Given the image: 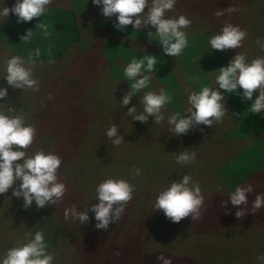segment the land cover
Returning <instances> with one entry per match:
<instances>
[{"label":"rangeland","instance_id":"1","mask_svg":"<svg viewBox=\"0 0 264 264\" xmlns=\"http://www.w3.org/2000/svg\"><path fill=\"white\" fill-rule=\"evenodd\" d=\"M205 1L209 2L208 14H212L211 20H213V23L206 27L210 29L209 32H212L211 25H223H215L217 21L222 22V17H217L215 13L218 10L227 9L229 7L235 8L236 10L233 12L224 11V14L225 17H231L233 21L236 19V22H238L242 15V11H245V15L254 16L264 24V0ZM50 3L61 2L60 0H50ZM211 5H215V7L219 9L215 11L211 8ZM3 6L9 7L5 0H0V7ZM184 9L185 8H183V10ZM192 17L191 15L190 20L193 30L196 29L197 36L204 35L205 33H201V28L203 26L198 28V25L196 26V24L193 23ZM102 19L105 18L100 14V11H96L95 13H91L89 20L95 27ZM11 21L14 22V15L11 12L7 18H0V72H2L3 64L7 60V53L1 49H3V46L4 49H8V45L6 44L9 38L5 33L9 35L12 33ZM23 28L24 26L19 25L16 31L20 34ZM186 30L187 34H189V29L186 28ZM44 31L47 30H43V32ZM47 37L48 35H43V38L47 39ZM206 45H208L207 42L201 45L207 48L202 54L197 55L192 53V55L186 54L187 56L181 55V57L168 56L171 61L170 64L173 68V72L178 79L177 86L176 88L174 87L173 90L174 94L178 96V101L175 104L180 108V112H184L188 107L187 95L189 92L197 91L195 88H200L201 86H215L216 72L205 71L219 68L217 65L219 57L216 58L214 56L215 58H213V55H209L208 52L210 48ZM114 47L115 45H111L109 56L114 57L117 55L114 51ZM17 50L20 49L17 48ZM33 50L34 47H28L30 55H32ZM159 50L160 47L158 46L152 48L154 52ZM249 50L247 48L246 52L251 55L252 52L250 53ZM18 52L20 53V51ZM18 52L15 55L20 56ZM75 57L72 55L64 56L57 67L53 68L57 71L52 72L53 75L50 77L47 76V60L32 63L33 76L39 82V91L37 92L8 88L9 95L7 99L6 97L5 99L6 101H10V104L14 107V112L12 114H24L26 123H31L35 126L33 143L25 150L28 154L38 149L47 151L49 144L57 141V133L51 131L55 130L57 126L58 133H60V141L62 140L61 138H65L66 141L69 140L65 132L66 128L62 126L60 129V124H58V116H62L67 110L64 109V103L61 104V106L59 105L58 112L56 111L57 115L54 113L55 117L53 120L47 118V80H49L50 85V81L57 79L55 85L57 88L59 87V91H61L62 94L68 92L62 87H65L66 82H69L72 73L77 77H81L83 82L87 81L89 78L88 70L94 68L93 65L97 62L95 53L90 49L81 53L79 57ZM25 60L28 59L25 58ZM74 66L75 68H73ZM99 66L100 63H98L97 67L99 68ZM105 70L107 71V69ZM109 76L110 75H106V78ZM97 78L94 79L95 83H97ZM105 81L107 83L110 82L109 80ZM117 84L121 85V82H117ZM0 86L7 87L3 80H0ZM151 86L150 83L149 88H151ZM90 89L93 88L91 87ZM120 89L121 91L125 90L123 86L120 87ZM146 90L147 89H144L142 91ZM122 93L123 92H119L115 95H107L103 99L104 101L109 100L108 102L111 104L121 100L119 96H121ZM229 101L230 100L227 98L226 107L228 112H226L225 116L222 118L226 119L228 123L227 130L225 131L227 133L224 136V129L222 127L205 126L203 124L190 126L188 134L186 135L174 136L172 132L169 133L164 124L160 126L155 124L152 117L148 118L151 123L147 122V124L132 120L131 116L127 115V109L128 107H132V104L129 103V106L119 104L123 117L129 118L130 122L136 125L123 127L119 130L117 129V132L120 133L122 137L121 144L118 146L114 145L112 148L110 147L112 142H110L97 156L95 151L99 147L100 142L106 138L105 130L109 127L108 122L117 123L119 119L114 111V113L110 115L107 114L110 120L104 123L102 122L104 113L93 111V127L90 133H88L87 139L83 142H74L70 145H64V148L70 146L67 151L68 154H72L67 163L66 160H64L69 166V177L67 180L72 183V179H75L78 186L80 185V187H82V185H84L87 195L90 196L95 186L106 178L125 179L134 186L131 199L136 198L137 201L135 204V202L130 199L125 204L121 217L116 222L110 224L107 230H103L102 236L99 235L91 240L75 241L74 243L67 241L69 237L64 235L66 230L65 224H60V231H58V229L53 231L52 229L55 226H59V221L57 222L56 220L59 218L58 215H60V221L63 219L62 212L64 213L65 207L59 212L55 210V207L53 208L55 212L53 210H47V215L42 219H37L36 224L39 225L41 229L44 227L43 235L48 246L47 251L53 255L52 264H56V261L61 257L65 258L71 250H73V255L70 261H74V264H159V262L156 261V256L160 254L171 257L172 264H240L242 262V257H247L251 260L259 259L254 253H258V255L262 257V260L259 259L258 261L264 264V241H231L229 239L222 241L223 238L228 237V232L239 235L244 234L246 236H242V239H250V234L256 232L255 228L243 229L237 227L232 231L225 229L224 234H218L217 241H193L189 232H192L194 228L186 229L185 225L178 222H170L167 218H163L164 216L161 214H158L159 217L155 214H150L148 215L149 220L143 215H139L142 209L141 207L144 205L145 208L149 209L152 203L151 200L156 197L159 191L168 186L169 181L177 180L180 176L185 174L191 177L192 182L197 183V180L201 177L208 176V179L213 175L218 179V168H222L224 164H228L231 161L232 162L228 165L239 166V164H241L245 170V174L262 167L263 163L259 162V157L264 155V147L255 148L249 152L250 148L247 150L246 148L244 149V145H240V140L244 139L245 134H242V137H238L239 131L237 128L240 123L239 114H241L242 119L243 116L251 115V113L243 112V110L237 113L231 104L230 107H228ZM106 104L109 105L108 103ZM76 105L79 106V104ZM71 106L73 107V103ZM87 107H89L88 104ZM111 109H113V107H111ZM49 110H54V107L50 106ZM233 113H237L238 115H233ZM50 114H52V111L49 112V115ZM55 121L57 123H55ZM251 121H253V116L248 117L244 122L251 124ZM244 122L242 124H244ZM122 125H124V123ZM100 126H104L103 132L97 134ZM134 134H138V137L136 138ZM71 139L73 140V138ZM134 141H138V143L135 145L133 144ZM245 145H247V143ZM185 149L196 153L195 160L188 165L177 164L175 162L177 152L184 151ZM86 150H88V153L84 154ZM239 158H242V161H240ZM66 164L62 167L63 169ZM134 168L140 169V175H135L133 172ZM219 174L220 173H218V175ZM133 179H136L134 180L135 182ZM150 186H152L154 190H158H150ZM10 194L9 192L4 196H0V219L7 217L6 215L10 214L13 208L17 209V198L13 197L10 199L8 197ZM205 194L206 193H202L204 197L203 200H206ZM142 196L144 203L139 202V198H142ZM222 203L218 205L221 206ZM224 205L226 206V202ZM14 211L15 212L12 214L14 218L13 222L17 227L20 221L19 215L22 212L20 210ZM56 213H58V215H56ZM88 215L90 216L89 222H91L92 227H95L97 221H94L93 213L89 211ZM33 217L35 220L36 214H33ZM143 218L146 222L145 225L141 222ZM28 224L29 223L25 220L24 227ZM9 226H1L2 232ZM33 226L34 225H32V227ZM73 229L76 230V228ZM18 230L21 229L16 228L14 230V238H11L14 240L15 246L24 241V236L20 235ZM31 233L33 232H27V234ZM49 234L51 236H47ZM117 236H120V240L114 239ZM7 241H10V238ZM113 241H120L117 251L111 250V246L114 244ZM117 253L119 254L117 255ZM236 260L237 262L235 263Z\"/></svg>","mask_w":264,"mask_h":264},{"label":"trees","instance_id":"2","mask_svg":"<svg viewBox=\"0 0 264 264\" xmlns=\"http://www.w3.org/2000/svg\"><path fill=\"white\" fill-rule=\"evenodd\" d=\"M5 2L9 5V7H11L14 3V0H5ZM60 2L61 3L48 4L46 6V12L41 18L34 17L28 23H17L16 16L14 15V22L11 21L12 33L11 35L5 33L9 38L6 44L8 45V49H4L3 46V49L1 50H4L7 53V59L20 51V53L18 52V54L23 58L31 59L32 63L47 60V76L49 77L53 75L52 72L57 71L53 68L57 67L58 63L64 56L72 55L74 57L76 56L75 58H77L81 55V53L91 49L95 53L97 62L95 63V65H93L94 68L88 70L89 78L85 82L82 81L81 77H77L76 75H74V73L71 74L69 82H66V86L62 87L68 91L67 93L64 92L62 94V92L59 91V87L57 88V86L55 85V81L57 79H53L52 81H50V85L49 80H47L49 98H47V118L53 120V118L55 117L54 113L55 115H57L56 111L58 112L59 105L61 106V104L63 103L64 109H67L66 112L62 114V116H58V124H60V129L62 128V126L66 128L65 132L69 137V140L66 141L65 138H61L62 140L60 141V133H58L57 126L55 127V130H51L52 132L55 131L57 133V141L49 144V147H47V151H51L61 158L62 163L60 168L57 170V176L60 181L65 183L66 191L63 197L55 204L47 205L41 209H37L35 207V204L33 203L32 207L25 210L21 207L22 201L20 199H16V202H18L16 203L17 209L13 208L10 214L6 215L7 217L0 219L1 255H3V253L8 248L15 246V242L11 238H14V230L16 228L21 229L18 231L20 232V235L24 236V238L27 232L32 231L34 233L36 231H41L43 233L44 227L41 229L39 225L36 224V221L37 219H42L43 217H45L47 215V210H53V208L55 207V210L59 212L64 207L71 208L73 205H75L77 211H80L81 209L88 207L92 203H95V191H93L92 195L88 196L84 185H82V187H80V185L78 186V183L76 184L77 181L75 179H72V183L67 180L69 177V166L66 163L68 159L71 158L72 154L69 153V155L67 151L70 146L64 148V145H70L74 142H83L87 139L88 133H90L93 127V111H100L101 113H104V117L102 118V122L104 123L110 120L107 114L110 115L115 111V114H117L119 121L117 123H111L109 121L108 125L111 126L113 124L117 127L118 130L123 127H131L132 125H136L135 123L130 122L129 118L123 117L122 110L119 107V104H121V100L109 104V100L104 101L103 99L107 95H115L119 92H123L121 94V96L123 97L126 92H128L129 82H127L122 76V71L123 67L133 56L139 58L140 56L146 54V52L148 54L156 56V71L151 74L152 79L150 80L152 86L151 88H147L146 91H158L159 89L163 88L171 96L170 102L167 103L162 109L165 117L174 112H180V108H178L175 104L178 101V96L174 94L173 90L174 87L176 88L177 86L178 79L173 72L169 57L165 56L162 53L161 48L157 52L152 51L153 47L160 46L155 41L151 43L148 41V29L145 28L141 30H133L132 26L128 25L123 32L117 31L113 27V24L115 23L114 17L111 20L106 18L102 19L94 27L90 23V15L91 13L99 11V8L93 5L91 3V0H60ZM208 5L209 2H206L205 0H176L174 9L166 12V16L171 17L183 14L190 19L192 15L193 23H195L196 26L198 25V28H200V26H205L204 28H201V33H205L202 36H197L195 31L196 29L193 30L192 28V23L187 27L190 31L189 34H187V30L184 29L188 38V47H186L178 57H181V55L187 56L186 54L192 55V53L197 55L202 54V52H204L207 48L201 45H204V42H207V39L209 35L212 34V32L216 33L220 30L221 26L211 25L212 32H209L210 29L206 28L209 24L213 23V20H211L212 14H208ZM183 8L185 9L183 10ZM211 8L215 11L219 9L216 8L215 5H211ZM244 12L245 11H242V15L239 18L238 22H236V19H234L233 21L231 17H225V14L223 13V15H221L222 22L217 21L215 24L221 25L224 23H232L233 25L239 26L242 30H246L247 32V35L241 41V46L237 49L225 50L223 52L216 50H212L211 52V49L209 50L208 53L209 55H213V58L219 57V62L217 63L219 67L222 65H226L228 60L232 56H234L236 52L245 54L246 59L249 61L258 56L264 57V51H262L260 49V46L256 43L257 39H259L260 43L264 44V24L254 16L252 17L250 15H245ZM39 24L45 25V28H40L38 26ZM19 25L24 26L20 34L18 33V31H16ZM25 29L32 30L33 34L28 41H20V36L25 32ZM43 30L48 31L47 39L43 38ZM111 45H115L114 51L117 55L114 57L109 56ZM28 47H34V50L39 49L40 55L37 57L34 50L32 52V55H30V53L28 52ZM17 48H19L20 50H17ZM247 48L248 50L251 49L249 50L250 53L252 52L251 55L246 52ZM98 63H100L99 68L97 67ZM75 66L73 68H75ZM105 69H107V71ZM104 74L110 76L106 78V75ZM95 78H97V83L94 82ZM105 80H109L110 82L107 83ZM117 82H121V85L117 84ZM122 86L125 88L124 91H121L120 89V87ZM91 87L93 89H90ZM195 90L198 91L199 88H195ZM144 92L145 91H141L137 94V96H133L130 101L132 106H137L138 112L142 111V104L138 102V97H141ZM257 94L258 93L254 91L253 99H255ZM225 95L227 97V94ZM121 96H119V98L122 99ZM6 99L5 106L11 103L10 101H6ZM228 99L230 100L228 107H230L231 104V106L237 111V113L242 110L244 112V109H247V107L252 102L250 100L242 102L241 99L235 94H229ZM72 103L73 107L71 106ZM75 103L79 104V106H77ZM106 103H108L109 105H107ZM87 104L89 105V107H87ZM50 106H53L54 110H49ZM111 107H113V109H111ZM51 111L52 114L49 115V112ZM252 116L253 121H251V124H247V122H244L248 117ZM239 121L240 123L237 128V130L239 131L238 137H242V134H245L244 139L240 140V145H244V149L246 148L247 150L250 148L249 152H251L255 148L264 147V115L251 114L248 116H243L241 119V114H239ZM147 122L150 121L147 120L143 123L147 124ZM243 122L244 124H242ZM55 123L57 122L55 121ZM123 123L124 125H122ZM161 124H164L169 131L166 119L158 125L160 126ZM212 126L222 127L224 129H222L224 132L223 136L226 135L227 132L225 131L228 127L226 119H221L219 122L213 123ZM103 128L104 126H100L97 134L103 132ZM170 132L171 131H169V133ZM186 134H188V131ZM117 135L120 136L121 134L117 132ZM134 136L137 138L138 134H134ZM71 138H73V140ZM110 142L111 140L108 137L102 140L99 147L95 151L96 156L98 155V153L104 150ZM137 143L138 141L133 142V144L135 145ZM246 143L247 145H245ZM113 146V144L110 145V147L112 148ZM87 151L88 150L84 151V154H87ZM241 159L242 158H239L240 161H242ZM64 160H66V163L64 162ZM231 162H229L228 164H230ZM259 162L263 163L262 167L259 169H254L253 172L250 173L245 174V170L241 166V164H239V166L224 164L222 168H218V173H220L219 175L217 173L218 179H216L212 175V177H209L208 179L207 176L201 177L199 180H197V183L201 188V193H206V200H203V211H201L200 213V218L197 220H192L190 214L188 217L182 218L178 222L182 225H185L186 229L194 228L192 232L188 231L192 236L193 241H217L218 234H224L225 229L232 231L237 227H241L243 229L255 228L256 232L250 234V239L244 238L246 240L242 239V236H246L244 234L239 235L236 233L233 234L232 232H228V237L223 238L222 241H226L227 239L231 241H264V207L255 212H252L251 210V203L255 198V195L257 193H264V155H261V157H259ZM64 164H66V166L63 169L62 167H64ZM134 180L136 179H133V181ZM248 183L252 184L253 192L248 195L247 206L239 205L234 207L230 203H227L228 193L230 191L234 190L237 185L243 186ZM217 187H220L221 189L219 192L216 191ZM150 190L156 191L158 189L154 190L153 187L150 186ZM9 192L11 193V190H9ZM131 200H133L136 204V198H133ZM154 201L155 198L151 200L152 203L149 206V209L145 208V206L143 205V207H141L142 209L139 212V215H143L147 220H149L148 215L150 214H155L158 217V214L163 215L162 212L153 209ZM139 202L144 203L143 196L142 198H139ZM222 202H226V206ZM220 203H222L221 206L218 205ZM240 209H245L244 214L240 217H237L235 213ZM14 210H20L22 212L19 215L20 221L17 227L13 222L14 218L12 214L13 212H15ZM33 214H36L35 220ZM56 215H58V213H56ZM62 216L63 219L60 221V215H58L59 218L55 220L57 222L59 221V226H55L52 229L53 231H56L57 229L58 231H60V224H65L66 230L64 232V235L69 237L67 241H71L72 243H74L75 241L91 240L99 235L102 236L103 234V230L92 227L89 220L85 224L81 225L78 221L72 219L65 220L63 212ZM25 220L29 223L26 227H24ZM141 222L144 225L146 224L144 218L141 220ZM32 225L34 226L32 227ZM1 226L9 227L4 232H2ZM73 228H76V230H74ZM47 236L51 235L49 234ZM9 238L10 241H7ZM114 239L120 240V236H117ZM113 242L114 244L113 246H111V250L117 251L120 241ZM254 254L257 256V258L262 260V257L259 256L258 253ZM72 255L73 250H71L65 258L61 257L59 260H57L56 264H74V261H70ZM259 259L251 260L247 257H242V262L240 264H262L258 261ZM236 262L237 260L235 261V263Z\"/></svg>","mask_w":264,"mask_h":264},{"label":"clouds","instance_id":"3","mask_svg":"<svg viewBox=\"0 0 264 264\" xmlns=\"http://www.w3.org/2000/svg\"><path fill=\"white\" fill-rule=\"evenodd\" d=\"M49 3L50 0H14L10 8L0 7V18H7L11 12L16 16L17 23H28L34 17L43 16ZM91 3L99 8L104 18H115L113 27L117 31L123 32L128 25H131L133 30L148 29V41L157 42L165 56L177 57L188 47L184 29L191 24V20L183 14L166 16V12L174 9L176 0H91ZM235 10L229 7L218 10L215 15L219 17L224 11ZM38 26L45 28L43 24ZM43 35L47 36L48 32L44 31ZM246 35V30L239 26L224 23L218 32L209 35L207 43L211 52H223L239 48ZM31 36L32 30L25 29L20 41H28ZM256 43L264 51V44L260 43L259 39ZM34 51L38 57L39 49ZM156 65V56L147 52L139 58L133 56L126 63L122 75L129 82V90L120 101L122 105H129L133 96L149 88L151 74L156 71ZM205 72H216L215 86H201L198 91L189 92L188 107L183 113L177 111L165 117L162 109L170 102L171 96L161 88L158 91H145L142 97H138L142 111L138 112L135 105L127 109V115L142 123L149 117L153 118L155 124H160L166 119L169 131L174 136L186 134L192 125L212 126L214 122L220 121L228 112L226 102L229 94L237 95L242 102L252 101L244 112L264 115V57L258 56L249 61L245 54L236 52L226 65ZM0 80L7 86H0V196L11 190L8 197L20 199L21 207L25 210L32 207L33 203L37 209L53 205L66 191L65 183L57 176L61 158L43 149L28 154L25 150L33 143L35 126L26 123L24 114H12L14 107L11 104L5 106L8 88L39 91V82L33 76L32 60L12 55L3 64ZM254 91L258 93L255 99ZM105 136L113 145L118 146L122 142L115 125L105 130ZM195 158L194 151L185 149L177 152L175 162L188 165ZM133 172L137 176L140 175L139 168H134ZM220 190V187H217L216 191ZM94 191L95 203L80 211H77L75 205L65 208L64 218L83 225L89 220L88 212L91 211L93 219L97 221L95 228L107 230L110 224L121 217L125 204L132 198L134 186L125 179L106 178L95 186ZM252 192L253 186L250 183L237 185L228 193L227 203L234 207L247 206L248 195ZM203 199L199 184L192 182L191 177L185 174L177 180L169 181L168 186L156 194L153 209L162 212L164 217L173 223L190 214L192 220H197L203 211ZM262 207L264 193H257L252 200L251 210L255 212ZM244 211L245 209H240L235 215L240 217ZM47 247L41 231L26 234L24 241L0 255V264H52L53 255L47 251ZM156 261L159 264H172L171 257L162 254L156 256Z\"/></svg>","mask_w":264,"mask_h":264}]
</instances>
